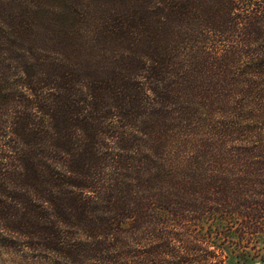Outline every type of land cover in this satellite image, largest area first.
<instances>
[{
  "label": "trees",
  "instance_id": "1",
  "mask_svg": "<svg viewBox=\"0 0 264 264\" xmlns=\"http://www.w3.org/2000/svg\"><path fill=\"white\" fill-rule=\"evenodd\" d=\"M263 79L264 0H0V247L263 264ZM232 92L257 142L171 157L178 126Z\"/></svg>",
  "mask_w": 264,
  "mask_h": 264
},
{
  "label": "rangeland",
  "instance_id": "2",
  "mask_svg": "<svg viewBox=\"0 0 264 264\" xmlns=\"http://www.w3.org/2000/svg\"><path fill=\"white\" fill-rule=\"evenodd\" d=\"M260 90L264 92V86ZM252 105L251 100L246 101L245 96L238 92L225 94L221 102L202 104L197 112L191 114V119L185 125L178 126L174 132L173 144L168 150L173 152L171 157H198L204 165L208 163L210 166L215 165L211 161L225 157L226 151H245L250 148L257 142V130L262 128L253 120L254 113H250ZM247 126H250L249 131L244 129ZM199 152L203 155H198ZM33 257L26 250L21 252L0 247V264H44ZM227 258V264H236L233 255L228 253Z\"/></svg>",
  "mask_w": 264,
  "mask_h": 264
}]
</instances>
